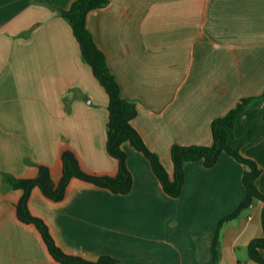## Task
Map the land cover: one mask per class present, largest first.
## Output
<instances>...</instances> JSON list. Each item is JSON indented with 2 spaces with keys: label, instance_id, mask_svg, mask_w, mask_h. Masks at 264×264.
<instances>
[{
  "label": "crops",
  "instance_id": "crops-1",
  "mask_svg": "<svg viewBox=\"0 0 264 264\" xmlns=\"http://www.w3.org/2000/svg\"><path fill=\"white\" fill-rule=\"evenodd\" d=\"M76 1L48 0L51 8L42 0H0V264H59L37 227L19 220L23 191L6 176L36 179L44 166L58 185L65 151L89 175L119 171L107 151L109 96L58 13ZM87 27L122 97L136 106L133 126L171 178L174 145L211 146L213 120L264 93V0H110L88 15ZM263 105L239 116L237 139L262 120ZM123 149L133 176L129 194L74 178L58 203L34 188L31 214L67 255L202 264L208 233L245 198L247 168L227 154L212 168L188 163L181 196L171 198L147 158L128 143ZM241 154L262 170L257 187L264 195V135ZM263 209L257 201L225 225L218 264H259L248 247L264 236Z\"/></svg>",
  "mask_w": 264,
  "mask_h": 264
},
{
  "label": "trees",
  "instance_id": "trees-1",
  "mask_svg": "<svg viewBox=\"0 0 264 264\" xmlns=\"http://www.w3.org/2000/svg\"><path fill=\"white\" fill-rule=\"evenodd\" d=\"M42 1L54 8L48 0ZM109 3L110 0H77L69 10H59L58 13L70 23L79 42L84 60L91 66L94 76L109 96L107 151L112 158L119 162V171L112 177L89 175L82 170L75 155L70 151H65L62 155L63 175L58 185L53 182L48 168L44 166L39 168V175L36 179L17 180L6 176L5 182L9 187L23 191V196L17 204L18 218L23 223L33 224L37 227L50 254L59 264H120L119 261L111 257H103L97 262H92L64 253L56 244L46 223L42 219L33 216L29 211L28 201L33 189L39 188L47 199L58 203L65 199L69 183L76 178L99 188L107 189L113 194L127 195L133 188V176L127 166L128 155L123 149V146L128 143L150 162L152 171L160 182L163 191L171 198H179L185 183V166L188 163L203 162L205 167L212 168L223 154H227L247 168L243 175L246 195L240 206L223 217L217 228L208 233L207 258L203 259L201 263L218 264L221 258V234L225 225L237 219L253 203L257 201L264 203V195L257 187V180L261 176L262 170L255 161L245 158L241 154L243 146L258 141L264 135V115L261 121L253 124L244 138L237 139L234 134L239 116L250 108L263 105L264 93L259 97L242 99L227 115L214 119L211 124L213 138L211 146L174 145L171 149L174 176L171 178L160 157L148 148L142 135L133 126L132 121L137 116L136 106L122 97L120 85L109 70L105 54L97 47L92 34L88 30V15L93 11L107 7ZM262 227L264 232V209ZM202 240L203 238L197 239L199 257L201 256L200 246ZM248 252L253 261L264 264V236L253 241L248 247Z\"/></svg>",
  "mask_w": 264,
  "mask_h": 264
}]
</instances>
